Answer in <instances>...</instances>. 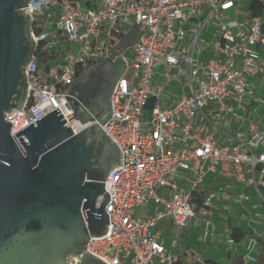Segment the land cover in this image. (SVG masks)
I'll return each mask as SVG.
<instances>
[{"label": "built area", "instance_id": "1", "mask_svg": "<svg viewBox=\"0 0 264 264\" xmlns=\"http://www.w3.org/2000/svg\"><path fill=\"white\" fill-rule=\"evenodd\" d=\"M238 2L31 0L25 7L36 52L25 71V103L6 115L13 121L11 135L24 152L14 135L59 108L75 135L97 122L115 141L120 165L104 182L111 198L110 234L91 238L88 245L110 264H180L167 247L161 229L166 222L176 228L174 248L181 247L180 232L195 219H202L203 240L213 239L211 204L218 195L210 193L198 206L197 192L206 175L224 164L232 166L237 182L253 186L264 204V126H253L264 99L253 107L248 100L261 96L264 85V18H230L226 11ZM212 23L219 33L207 41L203 31ZM131 25L139 34L129 62L117 50ZM41 45L53 55L46 64L37 53ZM112 52L127 68L112 92L111 117L83 123L68 105L69 88ZM206 53L210 56L203 59ZM173 80L183 93L167 104L162 94L173 91ZM249 109H254L250 119ZM162 187L164 195L158 193ZM261 237L244 243L246 261L257 263L253 253Z\"/></svg>", "mask_w": 264, "mask_h": 264}, {"label": "water", "instance_id": "2", "mask_svg": "<svg viewBox=\"0 0 264 264\" xmlns=\"http://www.w3.org/2000/svg\"><path fill=\"white\" fill-rule=\"evenodd\" d=\"M30 2L0 0V264H110L88 245L110 234L104 182L120 165L115 141L97 122L75 135L59 108L14 135L24 152L11 135L6 115L25 103V71L36 52ZM114 57L69 88L68 105L83 123L111 117L112 92L127 68Z\"/></svg>", "mask_w": 264, "mask_h": 264}, {"label": "crops", "instance_id": "3", "mask_svg": "<svg viewBox=\"0 0 264 264\" xmlns=\"http://www.w3.org/2000/svg\"><path fill=\"white\" fill-rule=\"evenodd\" d=\"M238 3V7H236L234 10V17L249 19L251 16L249 15L248 8L247 13L244 14L242 11H240V2ZM227 15L231 18L230 14L227 13ZM262 17L264 18V15ZM138 34L139 28L136 25H131L122 38L121 43H123V45L119 47V50L121 49L122 51L118 53H124V55H126V52H128L129 49L134 50ZM216 35H218V32L214 33V37H216ZM186 42H188V40ZM209 56L210 53H206L202 56V58L207 59ZM257 83L261 86V79L258 78ZM261 91V96L259 94H253L249 97V107L258 105L260 98L264 99V85ZM174 100V98H171L169 101L166 100V103L170 104ZM148 110H151V107L146 110V113ZM249 111L250 119L253 117L254 109H249ZM261 113H259V116L254 117V127L264 126V120ZM197 122L198 126H200V119H198ZM213 192L221 193V198L224 202H230L233 200L239 201L238 199H240V194H244V200H247L248 203L249 201L250 203H253L251 201L253 197L251 193L254 194L257 191L253 186L237 182L235 180V174L232 166L230 164H224L220 169H217L215 172H210L206 175L203 184L200 186L199 191L197 192V205L201 206L204 199H206V197H208V195ZM255 205L257 206V204ZM217 208L218 205L214 207L213 203L211 204L212 219L217 213ZM249 218L250 220L248 221V229H245L242 225H244V222H247L246 218H244V220L241 219L240 222L233 223L231 216H229L227 219L228 222L222 228H220L223 230V235L217 234V230L215 229V237L208 241H204L202 237V219H195L188 227L185 228L184 241L181 239V247L177 248H174L171 245L172 239L176 235V228H174L171 223L166 222L161 226V229L164 231L166 241L168 242L167 247L169 251L179 256L180 264H202L208 259L216 260L219 263L215 255H219L223 260L228 261L227 264H247L244 258L246 254L244 243L249 238L256 236L257 234H261L262 237L259 239V244L257 247L259 259L257 263H255L258 264L261 257L264 256V207L262 210H260V213L255 214V217L254 215L250 214ZM194 228L195 230L193 231ZM235 229L243 232L244 236L241 241H237L233 236V231ZM230 240H234V243L230 242ZM262 264H264V262Z\"/></svg>", "mask_w": 264, "mask_h": 264}, {"label": "rangeland", "instance_id": "4", "mask_svg": "<svg viewBox=\"0 0 264 264\" xmlns=\"http://www.w3.org/2000/svg\"><path fill=\"white\" fill-rule=\"evenodd\" d=\"M240 2V11H242L244 14L247 13V8H248V4L250 2V0H237ZM236 7H233L229 10L226 11V13L231 15V18H235L234 17V10ZM218 32L219 33V29L212 23L210 24L204 31H203V36L207 41H211L214 37V33ZM126 56L129 60V62L132 61L133 56H134V50L129 49L128 52H126ZM42 70H44V66L41 67ZM162 72L164 73V70H162ZM177 73V70L172 71V76H175L174 74ZM173 91L170 90H166L162 95L164 98V103H166V100L169 101L171 98L174 99H178L181 94L183 93V89H182V85L178 83V81L173 80ZM183 85H184V80H183ZM171 92L173 94H171ZM263 103V102H262ZM263 105H261V111L260 113L262 114L263 120H264V110L262 109ZM147 117L150 116L151 114V110H148V112L146 113ZM221 166L218 167V169H220ZM179 182V185L181 186L184 182H182L181 180H177ZM187 184V183H185ZM257 191V190H256ZM158 193L160 195H164L166 193V188L162 187L161 189L158 190ZM173 193H176V191H174ZM217 193V192H216ZM217 197L215 200L212 201L213 206H217V213L216 215L213 216L214 219V228L217 230V234H221L223 235V230L220 229L222 228L228 221L227 219L229 218V216H231L232 218V222H240V220H244V218H246V223L244 222V225H242L245 229H248V221L250 220L249 216L254 215L257 213H260V210L263 209L264 204L261 201V195L259 192H256L254 194L251 193L252 197V202L253 203H249L247 202V200H240L239 201H230V202H224L221 198V193H217ZM218 199V201H217ZM237 200V198H236ZM257 204V206L255 205ZM260 216V215H259ZM193 222V221H192ZM191 222V223H192ZM219 227V229H218ZM185 228L183 230H181V239L183 240L185 237ZM195 230V228L193 229V231ZM216 233V232H215ZM184 241V240H183ZM168 244V242H167ZM253 256L256 259H259V254L257 251H255L253 253ZM215 257L218 259L220 264H227L228 261L223 260L219 255H215ZM247 264H255L256 262L251 261L250 259L248 261H246ZM264 262V256L261 257L260 261L258 264H261Z\"/></svg>", "mask_w": 264, "mask_h": 264}, {"label": "trees", "instance_id": "5", "mask_svg": "<svg viewBox=\"0 0 264 264\" xmlns=\"http://www.w3.org/2000/svg\"><path fill=\"white\" fill-rule=\"evenodd\" d=\"M248 12H249V15L252 17L263 16L264 15V0H250L248 4ZM37 53L40 57L41 63L46 64L47 61L50 59V57H53V55H51L47 50H45L42 47V45L37 50ZM239 232L240 231L238 229H235L233 231V236L235 237L237 241H241L244 236L242 231L240 233ZM202 264H219V263L216 260L208 259L204 261Z\"/></svg>", "mask_w": 264, "mask_h": 264}]
</instances>
